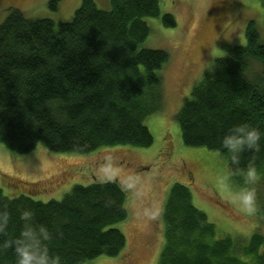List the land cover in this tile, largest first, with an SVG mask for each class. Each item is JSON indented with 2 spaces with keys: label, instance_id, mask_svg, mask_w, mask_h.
<instances>
[{
  "label": "trees",
  "instance_id": "1",
  "mask_svg": "<svg viewBox=\"0 0 264 264\" xmlns=\"http://www.w3.org/2000/svg\"><path fill=\"white\" fill-rule=\"evenodd\" d=\"M61 1L51 0L49 7L56 11ZM109 1L111 8L102 9L83 0L70 22L31 19L11 9L0 24V144L20 154L43 145L85 156L154 143L146 120L164 110L161 71L171 55L143 44L152 30L149 18H160L167 28L177 20L161 11V0ZM246 39L245 45L221 44L224 54L177 115L183 143L221 153L241 188L249 165L264 176V138L260 150L243 152L238 164L221 147L223 135L239 123L264 137V43L254 21ZM188 172L194 181L192 166ZM126 203L125 189L113 180L76 184L63 199L49 201L26 194L11 198L0 189V221L7 219L0 264H17L14 242L25 209L50 228L48 247L63 264L123 255L129 240L113 226L128 218ZM258 215L264 217V205ZM163 223L166 243L158 264H264V236L254 233L241 251L230 236L215 239L214 223L182 182L170 189Z\"/></svg>",
  "mask_w": 264,
  "mask_h": 264
},
{
  "label": "rangeland",
  "instance_id": "2",
  "mask_svg": "<svg viewBox=\"0 0 264 264\" xmlns=\"http://www.w3.org/2000/svg\"><path fill=\"white\" fill-rule=\"evenodd\" d=\"M50 1L0 0V24L13 8L31 19L70 22L83 0H62L56 11ZM95 1L102 9L111 8L109 0ZM161 11L173 14L177 26L167 28L160 18L148 19L152 30L143 47L171 55L161 71L164 110L146 120L154 136L150 147L122 145L111 153L78 156L54 153L43 145L20 154L0 144V189L11 198L26 194L42 201L61 200L76 184L95 181H118L125 189L129 216L113 227L126 234L127 252L87 264H158L166 243L163 211L177 182L190 187L195 205L216 227L215 239L230 236L241 251L254 233L264 236V217L258 215L264 205V176L257 175L251 185L244 181L254 197L250 205L243 204L228 159L218 151L186 146L177 120L194 86L224 54L221 44L245 45L250 21L264 43V0H161ZM187 165L194 169V181L187 178ZM33 186L38 189H30Z\"/></svg>",
  "mask_w": 264,
  "mask_h": 264
},
{
  "label": "clouds",
  "instance_id": "3",
  "mask_svg": "<svg viewBox=\"0 0 264 264\" xmlns=\"http://www.w3.org/2000/svg\"><path fill=\"white\" fill-rule=\"evenodd\" d=\"M262 133L248 123L233 125L222 137L221 147L230 157L233 164L239 163L240 155L245 151H259ZM245 175V182L251 185L257 178V170L249 165ZM238 196L245 205L253 201L254 192L250 187L241 188ZM23 230L14 242L17 255V264H63L59 254H53L48 247L53 233L50 228L42 223H36L34 213L25 209L20 215ZM6 217L0 221V231L6 226Z\"/></svg>",
  "mask_w": 264,
  "mask_h": 264
}]
</instances>
